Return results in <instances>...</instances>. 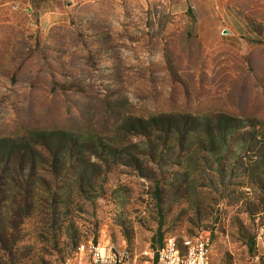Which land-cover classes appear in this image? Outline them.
<instances>
[{
	"label": "rangeland",
	"instance_id": "1",
	"mask_svg": "<svg viewBox=\"0 0 264 264\" xmlns=\"http://www.w3.org/2000/svg\"><path fill=\"white\" fill-rule=\"evenodd\" d=\"M174 1L0 0V141L34 138L24 171L15 155L0 171V264L169 235L209 239L212 264H264V0L214 17ZM151 118L173 124L136 129ZM43 133L79 141L65 170Z\"/></svg>",
	"mask_w": 264,
	"mask_h": 264
},
{
	"label": "built area",
	"instance_id": "2",
	"mask_svg": "<svg viewBox=\"0 0 264 264\" xmlns=\"http://www.w3.org/2000/svg\"><path fill=\"white\" fill-rule=\"evenodd\" d=\"M140 256L149 264H212L213 244L198 236L169 235L162 246L147 248L141 254L115 246L82 244L75 256L61 264H140Z\"/></svg>",
	"mask_w": 264,
	"mask_h": 264
},
{
	"label": "trees",
	"instance_id": "3",
	"mask_svg": "<svg viewBox=\"0 0 264 264\" xmlns=\"http://www.w3.org/2000/svg\"><path fill=\"white\" fill-rule=\"evenodd\" d=\"M161 122V123H159ZM136 124V129L142 133H144V131H146V134L149 135V133L152 131L153 125H156L159 129V131H165L168 130V126H171L173 124V122H165L163 120H158L156 118H151L148 121L145 119H136L135 121ZM165 123V124H164ZM168 125V126H167ZM185 126H188V123H185ZM179 127V126H178ZM178 127L176 129H178ZM36 137H40L39 142H37V144L41 145L42 147H44L50 155V159L49 162L52 164L51 169L54 171H57V173L59 171L65 170V164H61V166H59V168L56 167V165H58L60 162H58V159L61 156H65L67 153H69V155L74 156L75 155V149H77V147H80V143L79 141L74 138L71 139L70 144L66 143V140L63 141L64 138L57 136L54 133H51V135L49 134H39ZM22 139V140H21ZM21 145H15L14 143H17L18 140H11L9 143L14 144H7L5 142V144H2L0 141V171L3 170V163L5 160L10 159L11 157H17L18 159H20V169L21 170H25L24 166L28 163V159L29 157H25V152H24V148H31L34 146V143L32 142L34 138L32 137H23L21 138ZM92 152L91 154L94 155H99L102 158V161L107 165L109 163L110 158L114 159L115 153L108 148H103V147H98V146H94V148H92ZM100 150V152H99ZM24 153V156H23ZM13 157V158H14ZM13 158L10 159L11 162H9L7 160V165L13 162ZM32 161V160H31ZM23 180V179H22ZM0 183H1V178H0ZM19 187L21 188V182L19 184ZM18 194V199L16 200L15 203H17V205L19 206L22 202V197L23 195L21 194V192H17ZM19 200V201H18ZM18 201V202H17ZM182 238V237H181ZM165 240V239H164ZM160 242L161 244L158 246H155V248H158L160 246L163 245L164 243Z\"/></svg>",
	"mask_w": 264,
	"mask_h": 264
},
{
	"label": "crops",
	"instance_id": "4",
	"mask_svg": "<svg viewBox=\"0 0 264 264\" xmlns=\"http://www.w3.org/2000/svg\"><path fill=\"white\" fill-rule=\"evenodd\" d=\"M222 5V0H175L173 7L176 11H186L188 8H195L198 11H208L211 17H214V12ZM60 11L56 12V17L59 18ZM56 18V19H57Z\"/></svg>",
	"mask_w": 264,
	"mask_h": 264
}]
</instances>
